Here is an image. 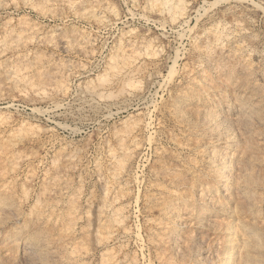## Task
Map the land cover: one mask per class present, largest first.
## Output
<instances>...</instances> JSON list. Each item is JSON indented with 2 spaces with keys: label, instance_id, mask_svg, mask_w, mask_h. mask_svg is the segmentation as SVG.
I'll list each match as a JSON object with an SVG mask.
<instances>
[{
  "label": "rangeland",
  "instance_id": "obj_1",
  "mask_svg": "<svg viewBox=\"0 0 264 264\" xmlns=\"http://www.w3.org/2000/svg\"><path fill=\"white\" fill-rule=\"evenodd\" d=\"M32 1L0 0V32L5 27H32L31 32L28 29L20 38L25 44L22 50L38 57L50 55L51 63L66 64V78L64 91L61 92L47 89L45 94L39 96L27 89L24 96L12 91L0 99V198L4 197L18 204L19 223L30 224V220L37 215V197L41 194L42 199H45L43 192L50 185L46 173H51L52 167L60 168L66 165V171L63 173L65 177L62 179L69 185V193L63 200L64 206L67 208L71 203H77L82 218L78 220L76 228H87V218L91 211L86 200L101 194L99 183L103 180L110 181L116 169L109 154L113 151L119 159L125 158L120 151L121 142L118 135L123 130H128L134 122L147 119L150 125L148 129L137 127L134 130L133 137L140 145L137 152L128 158V171L119 177L118 183L115 184V190L120 195L116 204L124 206L123 227L126 229L119 230L121 233L117 232V236L114 235L116 238L108 240L101 231L104 236L98 234L95 245H91L86 236L80 238L76 248L82 251L87 249L84 264H102L105 252H111L117 259V264H220L219 258L224 252L230 257V264H264V0H183L188 1L185 3L187 25H183L185 32L181 37L176 33L181 27L171 23L169 25L168 22L160 25V16L155 8L150 6V2L147 4L150 0H103L108 9L99 12L93 8L92 0ZM198 9L201 12L207 9L209 12L197 16ZM100 12L106 16V23L100 24L97 21L96 15ZM211 19L214 23H211ZM237 20L242 22L240 26L243 24L248 30H241L240 26H236ZM216 23L222 25L224 32L228 34V38L223 41L224 47L229 50L227 66H256L257 73L253 71L254 73L237 75L235 81L224 83V72L199 54L195 45L204 39L202 31ZM71 34L89 37L93 44L89 58H84L72 50H62L60 37ZM122 34L124 38L150 42L149 50L155 55L150 56V59L143 58L148 73H144L140 78V91L135 95H124L121 92L123 85L115 79L108 89L113 98L111 96L86 105L81 101L84 87L89 82L94 83V79L107 77V60L112 46ZM173 64L174 73L170 74V79L166 82L162 81L169 66ZM152 68L159 70L157 75L149 74V69ZM184 72L191 73L198 79L205 76V81L212 86V93L227 92L226 103L233 110L226 113L225 125L232 138V146L236 149L237 161L233 162V169H229V166L226 168L229 179L227 187L214 195L204 193L207 186H215L216 183L214 161L209 151L220 147L209 145V131L201 124L204 117L197 113L201 107L198 104L187 106L182 117L170 112V97L176 91L177 84L185 82ZM244 81L248 83L245 84ZM215 96L217 98V95ZM247 99L254 101L258 105L257 108H240V101ZM261 103L262 105H259ZM151 107L153 108L150 109ZM164 175L168 176L163 177ZM203 198L209 199L208 202L204 203ZM212 200L216 202L212 203ZM74 201L77 202L73 203ZM172 209L187 219L184 224L176 227L173 242L169 232L172 227ZM36 225L45 236L57 238L65 234L58 224L52 225L50 221H42ZM12 229L13 222L0 213V237L3 235V238H0V264H32L26 262L16 250L17 247L5 237ZM249 235H253V238H249ZM247 249H252L251 254L247 253Z\"/></svg>",
  "mask_w": 264,
  "mask_h": 264
},
{
  "label": "bare ground",
  "instance_id": "obj_2",
  "mask_svg": "<svg viewBox=\"0 0 264 264\" xmlns=\"http://www.w3.org/2000/svg\"><path fill=\"white\" fill-rule=\"evenodd\" d=\"M19 1V0H18ZM34 1V0H33ZM32 1V2H33ZM45 1V0H44ZM57 1V0H56ZM68 1V0H67ZM85 1V0H84ZM128 1V0H127ZM225 1V0H224ZM237 1V0H236ZM244 1V0H242ZM14 2V1H13ZM27 1H25L26 3ZM61 2V1H60ZM90 2V1H89ZM144 2V0H143ZM155 8L156 13L158 14L160 25L168 22L181 27L177 31V36H182L185 32L183 25L186 24L185 19H187V8L183 0H150L148 5ZM239 2V1H238ZM257 2V1H256ZM262 2V1H261ZM31 3V2H30ZM45 3V2H44ZM95 11L99 12L105 10L107 7L103 0H92L91 1ZM209 3V2H208ZM240 3V2H239ZM245 3V2H244ZM259 3V2H258ZM257 3V4H258ZM39 4V3H38ZM85 4V3H84ZM90 4V3H89ZM145 4V3H144ZM143 4V5H144ZM237 4V3H236ZM256 4V3H255ZM43 5V4H42ZM70 5V4H69ZM77 5V4H76ZM108 5V4H107ZM132 5V4H131ZM136 5V4H135ZM49 6V5H48ZM51 6V5H50ZM74 6V5H73ZM79 6V5H78ZM88 6V5H87ZM147 6V5H146ZM145 6V7H146ZM254 6V5H253ZM260 6V5H258ZM83 7V6H82ZM85 7V6H84ZM143 7V6H142ZM141 7V8H142ZM203 7V6H202ZM262 7V6H261ZM259 7V8H261ZM81 8V7H80ZM89 8V7H88ZM149 8V7H148ZM201 8V7H199ZM258 8V7H256ZM82 9V8H81ZM85 9V8H84ZM87 9V8H86ZM90 9V8H89ZM108 9V8H107ZM80 10V9H79ZM83 10V9H82ZM144 10V9H143ZM204 10V9H203ZM226 10V9H225ZM234 10V9H233ZM260 10V9H259ZM149 11V9H148ZM151 11V10H150ZM231 11V10H230ZM53 12V11H52ZM143 12V11H142ZM209 11L205 9L201 12L199 9L196 11L197 16L207 14ZM236 12V11H235ZM104 13V11H103ZM97 14V21L100 24L106 23V16ZM111 13H115L111 9ZM223 13V12H222ZM229 13V12H228ZM240 13V12H239ZM238 13V14H239ZM194 14V13H193ZM255 14V13H254ZM88 15V14H87ZM108 15V13H107ZM143 15V14H142ZM114 16V15H113ZM144 16V15H143ZM196 16V17H197ZM211 16V15H210ZM209 16V17H210ZM225 16V15H224ZM145 17V16H144ZM148 17V16H147ZM186 17V18H185ZM195 17V18H196ZM212 17V16H211ZM230 17V16H229ZM91 18V17H90ZM89 18V19H90ZM93 18V16H92ZM110 18V17H108ZM143 18V17H142ZM203 18V17H202ZM238 18V15L237 17ZM94 19V18H93ZM189 19V18H188ZM243 19V18H242ZM248 19V18H247ZM220 20V19H219ZM241 20V19H240ZM212 21V19H211ZM217 21V20H216ZM226 20H224L225 22ZM230 21V20H229ZM233 21V19H232ZM238 21V20H237ZM242 21V20H241ZM241 21L236 23V26L241 25ZM25 22V21H24ZM96 22V21H95ZM234 22V21H233ZM241 22V23H240ZM251 22V21H250ZM157 23V22H156ZM211 23H214L212 21ZM8 24V23H7ZM230 24V23H228ZM234 24V23H233ZM12 25V24H11ZM159 25V23H158ZM159 25V27H160ZM187 25V24H186ZM10 26V25H9ZM21 26V25H20ZM210 26V25H209ZM163 27V26H162ZM252 27V26H251ZM1 28V27H0ZM194 28V27H193ZM204 28V27H203ZM202 28V29H203ZM228 28V27H227ZM248 27L240 26L241 30H248ZM33 30V28H19L12 29L5 27L3 31L0 32V99L8 96L12 91H16L20 95L24 96L26 90L33 92L36 95L42 96L45 94L47 89L55 90L56 92L64 91V82L66 78V64L51 63V56H40L29 54L27 51H23L25 44L21 40L23 32L27 30ZM56 29V28H55ZM164 29V28H163ZM189 29V28H188ZM182 30V31H181ZM240 30V31H241ZM78 31V30H77ZM200 31V30H199ZM226 31V30H225ZM31 32V31H30ZM130 32V31H129ZM198 32V29H197ZM233 32V31H232ZM254 32V31H253ZM75 33V32H74ZM81 33V32H79ZM204 34V39L200 44L195 45V49L199 54L203 55L206 61L213 63V65L218 69L224 72V83L235 81L237 75H243L244 73H254L257 71L255 67H240V66H227V59L229 50L224 47V39L228 38V34L224 32V27L219 23L213 24L211 27L202 31ZM201 33V34H202ZM252 33V31H251ZM195 34V33H194ZM244 34V33H243ZM33 35V34H32ZM40 35V33H39ZM132 35V34H130ZM163 35V34H162ZM253 35V34H252ZM27 36V35H26ZM60 36V35H59ZM121 36V35H120ZM133 36V35H132ZM196 36V35H195ZM238 36V35H237ZM248 36V35H247ZM136 37V36H135ZM243 37V36H242ZM246 37V36H245ZM254 37V36H249ZM256 37V35H255ZM30 38V37H29ZM51 38V37H50ZM198 38V37H197ZM233 38V37H231ZM92 39V37H91ZM179 39V38H178ZM30 40V39H29ZM39 40V39H38ZM59 40V38H58ZM146 40V39H145ZM181 40V39H180ZM244 40V39H243ZM254 40V39H253ZM45 41V40H44ZM52 41V40H51ZM57 41V40H56ZM177 41V40H176ZM195 41V40H194ZM197 41V40H196ZM228 41V40H227ZM241 41V39H240ZM26 42V41H25ZM37 42V41H36ZM43 42V41H42ZM46 42V41H45ZM49 42V41H48ZM60 45L63 48L62 50H72L78 54L84 56V58H89L92 54V41L89 37L83 34H71L64 35L60 37ZM58 42V43H59ZM229 42V41H228ZM231 42V41H230ZM51 43V42H50ZM191 43V42H190ZM199 43V42H197ZM232 43V42H231ZM230 43V44H231ZM236 43V42H235ZM55 44V43H54ZM229 44V43H228ZM233 44V43H232ZM238 44V43H237ZM235 45V44H234ZM240 45V44H239ZM248 45V44H247ZM51 46V45H50ZM54 46V45H53ZM52 46V47H53ZM153 46V45H152ZM155 46V45H154ZM151 47L150 42L144 40L130 39L129 37L124 38L123 34L112 46L111 53L107 60L106 69L108 70V75L105 78H97L94 83L89 82L84 87V96L81 99L86 105L91 102H98V100L110 98L112 93L108 90L113 80H119L123 85L121 92L124 95H135L140 91L141 87V77L144 73H148V67L144 63L143 58H149L153 55L150 52L149 48ZM157 47V46H156ZM155 47V48H156ZM235 46H233L234 48ZM186 48V47H185ZM184 48V49H185ZM61 49V48H60ZM94 49V48H93ZM151 49V48H150ZM175 49V48H174ZM183 49V50H184ZM241 49V47L239 48ZM244 49V47L242 48ZM254 49V48H253ZM159 50V49H158ZM234 50V49H233ZM262 50V49H261ZM49 51V50H48ZM175 51V50H174ZM177 51V50H176ZM186 51V50H185ZM238 51V50H237ZM244 51V50H243ZM264 52V50H262ZM261 51V52H262ZM97 52V51H96ZM156 52V51H155ZM159 52V51H158ZM38 52H36L37 54ZM43 53V52H42ZM39 54V53H38ZM72 54V53H71ZM109 54V53H108ZM157 54V52H156ZM179 54V53H178ZM260 54V53H259ZM77 55V54H76ZM183 55V54H181ZM200 55V56H201ZM246 55V52H245ZM155 56V55H153ZM247 56V55H246ZM57 57V56H56ZM241 57V56H240ZM243 57V56H242ZM257 57V56H256ZM83 58V59H84ZM176 58V57H175ZM178 58V57H177ZM197 58V57H196ZM245 58V57H244ZM264 58V57H263ZM91 59V58H90ZM150 59V58H149ZM180 59V58H179ZM236 60L239 59L235 58ZM252 59V58H251ZM55 60V59H54ZM63 60V59H62ZM61 60V61H62ZM86 60V59H84ZM171 60V59H170ZM258 60V59H257ZM71 62V60H70ZM89 62V61H87ZM156 62V61H155ZM175 60L172 62L174 63ZM231 62V61H230ZM237 62V61H236ZM247 62V61H246ZM68 63V62H67ZM171 63V62H170ZM177 63V62H176ZM175 63V64H176ZM70 64V63H68ZM230 64V63H229ZM241 64V63H240ZM73 65V64H72ZM75 65V64H74ZM155 65V64H153ZM184 65V64H183ZM246 65V64H245ZM256 65V64H255ZM260 65V64H259ZM68 66V65H67ZM151 66V65H149ZM169 66V65H168ZM248 66V65H246ZM205 67V66H204ZM70 68V65H69ZM150 68V67H149ZM180 68V67H179ZM174 64L169 66L167 70V75L163 77L162 81L170 79V74L174 73ZM105 71V70H104ZM150 75H157L159 70L152 68L149 69ZM183 71V70H182ZM247 71V72H246ZM254 71V72H253ZM72 72V70H71ZM103 72V71H102ZM101 72V73H102ZM68 73V72H67ZM76 73V72H75ZM74 73V74H75ZM80 73V72H79ZM180 73V72H179ZM257 73V72H256ZM178 74V73H177ZM176 74V75H177ZM185 82L183 84H177L176 91L170 97V112L173 114L179 115L182 117V114H185L187 106L191 104H198L197 113L202 114L204 119L201 120L203 127L209 131V136L211 146H219L220 149L212 148L209 152L214 161V179L216 181L215 186L210 184L206 187L204 193L214 195L220 189L227 187L228 180V170L226 168L229 166V169H233L237 154L236 149L232 146V138L228 133L226 123V113L231 110L233 111L226 103L227 92H219L217 94L212 93L211 84L205 81V76L202 78H197L196 76L191 75V73L184 72ZM100 75V74H99ZM173 75V74H172ZM263 76V75H262ZM97 77V76H95ZM147 77L148 74H147ZM172 77V76H171ZM178 77V76H177ZM182 77V76H181ZM161 79V78H160ZM178 79V78H177ZM143 80V79H142ZM183 80V81H184ZM88 82V81H87ZM118 82V81H116ZM141 82V83H140ZM176 82V81H175ZM247 84V81H244ZM263 82V81H262ZM212 83V80H211ZM120 84V85H121ZM163 84V83H162ZM167 84V83H166ZM48 86V88L46 87ZM152 86V85H151ZM119 87V86H118ZM117 87V88H118ZM158 87V85H157ZM156 87V88H157ZM165 87V86H164ZM116 88V87H115ZM159 88V87H158ZM249 88V87H248ZM118 90V89H117ZM167 90V89H166ZM120 91V90H119ZM118 91V92H119ZM161 91V90H160ZM235 91V90H234ZM240 91V90H239ZM157 91H155L156 94ZM168 92V91H167ZM247 92V91H246ZM27 93V92H26ZM61 94V93H60ZM117 94V93H115ZM161 94V93H160ZM217 95V98L215 95ZM239 94V92H238ZM119 95V93L117 94ZM165 95V94H164ZM244 95V93H243ZM250 95V93H249ZM242 96V95H241ZM118 97V96H117ZM125 97V96H124ZM135 97V96H134ZM144 97V96H143ZM142 97V98H143ZM161 97V96H160ZM235 97V95H234ZM113 98V96H112ZM133 98V97H132ZM236 99V98H235ZM122 100V99H121ZM144 100V99H143ZM155 100V99H154ZM161 100V99H160ZM230 100V99H229ZM260 100V99H259ZM58 102V101H57ZM94 102V103H95ZM146 102V101H145ZM231 102V101H230ZM239 102V101H238ZM229 103V102H228ZM58 104V103H57ZM55 104V106L57 105ZM165 104V103H164ZM234 104V103H232ZM61 105V103H60ZM84 105V104H83ZM105 105V104H104ZM143 105V104H142ZM240 108H257V104L254 101L241 100L238 104ZM259 105H262L259 104ZM59 106V105H58ZM153 106V105H152ZM163 106V105H162ZM82 107V105H81ZM156 107V106H155ZM55 108V107H54ZM57 108V107H56ZM103 108V107H102ZM147 108V107H146ZM151 107L150 109H152ZM79 109V108H78ZM89 109V108H88ZM94 109V108H93ZM104 109V108H103ZM118 110V109H117ZM149 110V109H148ZM160 110V109H159ZM241 110V109H240ZM246 110V109H245ZM116 111V110H115ZM151 111V110H150ZM163 110H161L162 113ZM160 112V111H159ZM248 112V111H247ZM110 113V112H109ZM158 113V112H157ZM236 113V112H235ZM238 113V112H237ZM243 113V112H242ZM142 114V113H140ZM148 115V113H146ZM143 115V114H142ZM161 115V114H160ZM234 115V113H233ZM192 116V115H191ZM144 117V115L142 116ZM167 117V116H166ZM172 118V117H171ZM178 118V117H177ZM185 118V117H184ZM192 118V117H191ZM189 118V119H191ZM243 118V117H242ZM134 119V118H133ZM141 119V118H140ZM150 120V117L148 118ZM152 119V118H151ZM187 119V118H186ZM249 120V119H248ZM250 121V120H249ZM133 123V122H132ZM184 123V122H183ZM190 123V122H189ZM249 123V122H248ZM188 124V122H187ZM149 122L148 120H142L134 122V124L126 131H122L118 135V138L121 142L119 144L120 151L125 156L124 159H119L115 152L111 151L109 154L110 158L114 160V165L116 167L115 171L111 176L110 181L103 180L99 183L101 188V194L98 197H92L87 199L89 211L91 215L87 218L88 227L76 228L78 220L82 218L80 215L81 209L78 204L74 201L67 208L64 206L63 200L65 196H68L69 185L65 182L62 177L65 175V167L60 168L52 167L51 173L47 174V179L50 180V185L46 187L43 192L44 198L37 197V209L38 213L33 219L30 220V224L19 223L18 219L20 217V210L17 203L7 200V198H0V213L5 216L8 221L13 222V229L11 232L5 234L7 239H10V242L17 247L16 250L25 258L26 262H31L32 264H84V257L87 254L86 250H77L76 245L79 243L78 240L82 237H87L88 242L91 245H95L97 235L101 234V231L105 233V239L113 238L117 232H120L121 229L125 231L123 227L124 221V206L117 205V201L120 197L115 190V184H117V179L124 175L128 171V158L135 154L140 145L139 141L134 139L133 133L134 130L139 128L148 129ZM186 125V124H185ZM234 125V124H233ZM150 126V125H149ZM194 126V125H193ZM4 127V126H3ZM9 127V126H8ZM124 129V128H123ZM151 130V129H150ZM153 130V129H152ZM196 130V129H194ZM199 130V129H198ZM197 130V131H198ZM232 130V129H231ZM149 131V130H148ZM190 131V130H188ZM247 131V130H246ZM155 132V131H154ZM230 132V131H229ZM259 132V131H258ZM25 133V132H24ZM150 133V132H149ZM232 133V132H231ZM264 133V132H263ZM233 134V133H232ZM146 135V134H145ZM153 135V134H152ZM187 135V134H186ZM115 136V135H114ZM147 136V135H146ZM150 137V136H149ZM193 137V136H191ZM36 139V138H35ZM115 139V138H114ZM149 139V138H148ZM147 139V140H148ZM237 139V138H236ZM151 140V139H150ZM239 140V139H238ZM237 140V141H238ZM246 140V139H245ZM249 141V140H248ZM41 142V141H40ZM235 142V140H234ZM149 143V142H148ZM147 143V145H148ZM244 143V141H243ZM2 144V143H1ZM40 144V143H39ZM60 144V143H59ZM238 144V143H237ZM52 145V144H51ZM167 145V144H166ZM146 146V145H145ZM202 146V144H201ZM13 147V146H12ZM16 148V147H15ZM53 148V147H52ZM43 149V148H42ZM58 149V148H57ZM63 151V149H62ZM109 150H107L108 152ZM158 151V150H157ZM156 152V151H155ZM154 152V153H155ZM14 154V153H13ZM43 154V153H42ZM57 154V153H56ZM69 154V153H68ZM106 154V153H105ZM162 154V153H161ZM194 154V153H192ZM213 154V155H212ZM221 154V155H217ZM65 155V154H64ZM73 155V154H72ZM164 155V154H163ZM5 156V155H4ZM22 156V155H21ZM57 156V155H56ZM59 156V155H58ZM107 156V155H106ZM11 157V156H10ZM31 157V156H30ZM141 157V156H140ZM200 157V156H199ZM8 158V157H7ZM17 158V157H16ZM33 158V157H32ZM39 158V157H38ZM53 158V157H52ZM70 158V157H69ZM72 158V157H71ZM77 158V157H76ZM207 158V157H206ZM247 158V157H246ZM34 159V158H33ZM44 159V158H43ZM63 159V158H62ZM131 159V158H130ZM199 159V158H198ZM16 160V159H15ZM31 160V159H27ZM37 160V159H36ZM67 160V159H66ZM96 160V159H95ZM104 160V159H103ZM147 160V159H146ZM157 160V157H156ZM132 161V160H131ZM158 161V160H157ZM160 161V160H159ZM158 161V162H159ZM237 161V160H236ZM33 162V161H32ZM39 162V161H37ZM73 162V161H72ZM103 162V161H102ZM157 162V163H158ZM174 162V161H173ZM261 162V161H260ZM70 163V162H69ZM97 163V161H96ZM8 164V163H7ZM27 164V163H26ZM38 164V163H37ZM63 164V163H62ZM75 164V163H74ZM102 164V163H101ZM159 164V163H158ZM161 164V163H160ZM163 164V162H162ZM188 164V163H187ZM57 165V164H56ZM73 165V163H72ZM104 165V164H102ZM164 165V164H163ZM24 166V165H23ZM34 166V165H33ZM61 166V165H60ZM74 166V165H73ZM86 166V165H85ZM95 166V165H94ZM97 166V164H96ZM69 168V167H67ZM98 168V167H95ZM250 168V166H249ZM51 169V168H50ZM49 169V170H50ZM82 169V168H81ZM205 169V168H204ZM31 170V168H30ZM96 170V169H95ZM102 170V169H101ZM171 170V169H170ZM79 171V170H78ZM103 171V170H102ZM106 171V170H105ZM111 171V170H110ZM130 171V170H129ZM234 171V170H233ZM31 172V171H30ZM96 172V171H95ZM153 172V171H152ZM176 172V171H175ZM255 172V171H254ZM21 173V171H20ZM79 173V172H78ZM156 173V172H154ZM242 173V172H241ZM5 174V173H2ZM97 174V173H96ZM159 174V172L157 173ZM173 174V173H172ZM231 174V172H230ZM130 175V174H129ZM134 175V174H133ZM138 175V174H137ZM206 175V174H205ZM2 176V175H1ZM106 176V175H105ZM168 176L164 175L163 177ZM196 176V175H195ZM231 176V175H230ZM45 177V176H44ZM65 177V176H64ZM68 177V176H67ZM92 177V176H91ZM96 177V175H95ZM99 177V176H98ZM109 177V176H108ZM135 177V176H134ZM153 177V176H152ZM256 177V176H255ZM161 178V177H160ZM252 178V177H250ZM21 179V178H20ZM68 179V178H67ZM66 179V180H67ZM108 179V178H107ZM143 179V178H142ZM189 179V177H188ZM253 179V178H252ZM13 180V179H12ZM141 180V177H140ZM139 180V181H140ZM161 180V179H160ZM168 180V179H166ZM259 180V179H258ZM19 181V180H18ZM41 181V180H40ZM133 181V180H132ZM138 181V179H137ZM182 181V180H181ZM6 182V181H5ZM44 182V181H43ZM136 182V181H135ZM251 182V181H250ZM259 182V181H258ZM28 183V181H27ZM49 183V182H48ZM120 183V182H119ZM125 183V182H124ZM149 183V182H148ZM170 183V182H169ZM43 184V183H42ZM214 184V183H213ZM253 184H255L253 182ZM28 185V184H27ZM45 185V184H44ZM76 185V184H75ZM79 185V183H78ZM153 185V184H152ZM264 185V183H263ZM13 186V185H12ZM244 186V185H243ZM78 188V187H77ZM40 189V188H39ZM76 189V187H75ZM128 189V188H127ZM176 189V188H175ZM43 190V189H42ZM159 190V189H158ZM173 190V188H172ZM244 190V189H243ZM15 191V190H14ZM78 191V190H76ZM125 191V190H123ZM169 191V190H168ZM227 191V190H226ZM34 192V190H33ZM126 192V191H125ZM228 192V191H227ZM230 192V190H229ZM245 192V191H244ZM243 192V193H244ZM39 193V191H38ZM96 193V192H95ZM119 193V192H118ZM121 193V191H120ZM147 193V192H146ZM172 193V192H170ZM14 194V193H13ZM73 194V193H72ZM78 194V192H77ZM81 194V193H80ZM99 194V193H98ZM226 194V193H225ZM35 195V194H34ZM125 195V194H124ZM210 195V198L212 196ZM223 195V194H222ZM246 195V194H245ZM14 196V195H13ZM127 196V195H126ZM132 196V195H131ZM155 196V195H154ZM175 196V195H174ZM231 196V195H230ZM31 197V196H30ZM34 197V196H33ZM75 197V196H74ZM86 197V196H84ZM133 197V196H132ZM159 197V196H158ZM239 197V196H238ZM68 198V197H67ZM66 198V199H67ZM137 198V196L135 197ZM188 198V196H187ZM219 198V197H218ZM221 198V197H220ZM233 198V197H231ZM164 199V198H162ZM179 199V198H178ZM224 199V198H223ZM226 199V198H225ZM77 200V199H76ZM124 200V199H123ZM134 200V199H133ZM136 200V199H135ZM177 200V199H176ZM209 199L203 198V202H208ZM72 201V200H70ZM149 201V200H148ZM151 201V200H150ZM187 201V200H186ZM134 202V201H133ZM137 202V201H136ZM155 202V201H153ZM161 202V201H159ZM215 203L216 200H212V203ZM180 203V202H179ZM28 203H26L27 205ZM67 204V202H66ZM68 204H70L68 202ZM136 204V203H135ZM161 204V203H160ZM221 204V203H220ZM230 204V203H229ZM232 204V203H231ZM159 205V204H158ZM167 205V204H166ZM160 206V205H159ZM187 206V205H186ZM256 206V205H255ZM163 207V206H162ZM26 208V206H25ZM84 208V207H83ZM143 208V207H142ZM155 208V207H154ZM199 208V207H198ZM136 209V208H135ZM161 209V208H160ZM163 209V208H162ZM24 210V209H23ZM26 210V209H25ZM159 210V209H158ZM256 210V209H255ZM254 210V211H255ZM196 211V210H195ZM213 211V210H212ZM253 211V210H252ZM29 212V211H28ZM165 212V211H164ZM127 213V212H126ZM171 224L172 227L169 228L171 232L170 239L173 240V235L177 232L176 227L181 226L187 220L183 217L177 210H171ZM183 213V212H182ZM255 213V212H254ZM88 214V213H87ZM129 214V213H128ZM201 214V213H200ZM203 215V213H202ZM208 215V214H206ZM244 215V214H243ZM255 215V214H254ZM87 216V215H86ZM135 216V215H134ZM153 216V215H152ZM162 216V215H161ZM239 216H241L239 214ZM159 217V216H158ZM199 217V216H198ZM207 217V216H206ZM233 217V216H232ZM253 217V216H252ZM256 217V215H255ZM147 218V217H146ZM149 218V217H148ZM240 218V217H239ZM249 218V217H248ZM137 219V218H136ZM234 219V218H233ZM149 220V219H148ZM161 220V219H160ZM167 220V219H166ZM28 221V220H27ZM50 221L52 225H59L60 228L65 232L61 237H50L49 235L45 236L44 232L41 233L37 223ZM198 222V221H197ZM203 222V220H202ZM134 223V222H133ZM169 223V222H168ZM230 223V221L228 222ZM135 224V223H134ZM150 224V223H149ZM164 224V223H163ZM82 225V224H81ZM12 226V225H11ZM228 226V225H227ZM45 227V226H44ZM49 227V226H48ZM56 227V226H55ZM137 227V225H136ZM54 228V227H53ZM135 228V227H134ZM192 228V226H191ZM199 228V227H198ZM210 228V227H209ZM224 228V227H223ZM152 229V228H151ZM157 229V228H156ZM195 229V228H194ZM229 229V227H228ZM44 230V229H43ZM42 230V231H43ZM49 230V229H48ZM120 230V231H119ZM138 230V229H137ZM57 231V230H56ZM162 231V229H161ZM182 231V230H181ZM133 232L134 229H133ZM138 232V231H137ZM183 233L186 231H182ZM181 232V234H182ZM202 232V231H201ZM53 233V232H52ZM121 233V232H120ZM47 234V232H46ZM119 234V233H118ZM140 234V233H138ZM253 234V232H250ZM53 235V234H52ZM101 235L104 236L102 233ZM129 235V234H128ZM134 235V233L132 234ZM137 235V233H136ZM158 235V234H157ZM160 235V232H159ZM3 236V235H2ZM1 236V237H2ZM117 236V235H116ZM138 236V235H137ZM146 236V235H145ZM0 237V238H1ZM141 237V235H140ZM150 237V236H148ZM147 237V238H148ZM249 238H253V235H249ZM3 238V237H2ZM116 238V237H114ZM119 239V237H117ZM6 239V238H5ZM121 239V237H120ZM142 239V237H141ZM140 239V240H141ZM193 239V238H192ZM85 240V239H84ZM211 240V239H210ZM138 241V240H136ZM149 241V239H148ZM113 242V240H112ZM141 242V241H140ZM173 242V241H172ZM193 242V241H192ZM211 242V241H210ZM243 242V241H242ZM100 243V242H99ZM117 243V242H116ZM146 243V242H145ZM144 243V244H145ZM179 243V242H178ZM181 243V242H180ZM212 243V242H211ZM257 243V242H256ZM142 244V243H141ZM140 244V245H141ZM197 244V243H196ZM200 244V243H199ZM233 244V243H232ZM80 245V244H79ZM143 245V244H142ZM175 245V244H174ZM102 246V245H101ZM113 246V245H112ZM6 247V246H5ZM11 247V246H10ZM80 247V246H79ZM160 247V246H159ZM189 247V246H187ZM264 247V246H263ZM148 248V247H147ZM193 248V247H192ZM9 249V248H8ZM91 249V248H90ZM106 249V248H104ZM109 249V248H107ZM112 250V248L110 247ZM139 249V248H138ZM203 249V248H202ZM141 250V249H139ZM158 250V249H157ZM182 250V249H181ZM247 249V253L251 254L252 249ZM15 251V250H13ZM103 251V249H102ZM108 251V250H106ZM156 251V250H155ZM186 251V250H185ZM227 251V250H226ZM231 251V249H230ZM141 252V251H140ZM178 252V251H177ZM214 252V251H213ZM98 253V252H97ZM180 254V252H178ZM191 254V253H190ZM189 254V255H190ZM1 255V254H0ZM18 255V254H17ZM91 255V254H90ZM100 255V254H99ZM161 255V254H160ZM202 255V254H201ZM216 255V253H215ZM122 256V255H121ZM171 256V255H169ZM21 257V256H20ZM99 257V256H98ZM104 257V258H103ZM102 264H117V259L111 252L103 253ZM130 257V256H129ZM141 257V256H140ZM154 257V256H153ZM190 257V256H189ZM161 258V257H160ZM216 258V257H215ZM121 259V258H120ZM142 259V258H141ZM203 259V258H202ZM13 260V259H12ZM216 260V259H215ZM2 261V260H1ZM5 261V259H4ZM23 261V260H21ZM97 261V260H96ZM167 261V260H166ZM220 264H230V257L227 252H224L223 255L219 258ZM98 262V261H97ZM131 262V261H130ZM149 262V261H148ZM96 263V262H95ZM146 263V262H145ZM156 263V262H155ZM30 264V263H29ZM94 264V263H93ZM153 264V263H152ZM168 264V263H167Z\"/></svg>",
  "mask_w": 264,
  "mask_h": 264
}]
</instances>
